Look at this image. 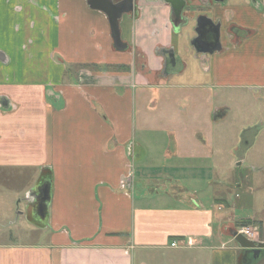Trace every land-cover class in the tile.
<instances>
[{"label": "crops", "instance_id": "0c3cea01", "mask_svg": "<svg viewBox=\"0 0 264 264\" xmlns=\"http://www.w3.org/2000/svg\"><path fill=\"white\" fill-rule=\"evenodd\" d=\"M88 1L0 0V186L23 220L0 221V264H260L234 234L251 222L264 244V217L211 195L218 172L264 171L245 134L216 147L219 89L264 94V0H186L179 20L133 0L120 50ZM201 16L213 55L192 46Z\"/></svg>", "mask_w": 264, "mask_h": 264}, {"label": "rangeland", "instance_id": "374dc122", "mask_svg": "<svg viewBox=\"0 0 264 264\" xmlns=\"http://www.w3.org/2000/svg\"><path fill=\"white\" fill-rule=\"evenodd\" d=\"M57 60L60 61L58 57ZM97 65H99V68L102 69V71L110 73H122L128 71L129 69L126 66L116 67L105 64ZM67 66L69 67V72L75 77H77L78 72L83 69L81 66H75L72 64H68ZM89 69L90 71L97 70L98 67L91 66ZM217 103L222 105H231L232 112L227 119L222 121L223 123H221L219 127H216V147L219 150H233L236 148L235 145L240 142L242 134H245V142L248 141L249 146H256L258 151H264V94H261L257 91H252L251 93L239 91L237 93L235 90L222 91L219 89ZM221 111L222 110L218 111V118L223 117V112ZM258 131H261L260 135H257ZM246 165L235 167L231 171L228 170L218 172V178L216 179L215 185L212 187V201L216 198H219V200H223L220 201L223 206H227L224 202H228L229 205L232 206H239L242 204V201L245 200L246 204L244 206H246V212L253 214L256 213L259 218L263 219L264 171L253 172L247 168ZM235 180L242 182L241 188L236 187L237 185L234 184ZM0 196H3V199L5 200V202L3 200L0 202V221L2 218L10 219V229L7 230L14 234L20 230L19 227L15 228L16 222L23 221L21 218H18L20 211V207H18V205L22 198L19 196H14L15 199H11V197L3 193L1 186ZM252 225L251 222L248 223L247 221H241L237 222L236 228H253ZM255 231L259 234V237H257V242L261 243L262 241L260 235H262L263 229L259 228ZM6 236L0 237V241H9L11 237L8 235ZM232 246L234 245L232 244L229 247ZM136 255L135 263L140 264L141 254L137 253ZM260 264H264V260H262Z\"/></svg>", "mask_w": 264, "mask_h": 264}, {"label": "water", "instance_id": "95a60500", "mask_svg": "<svg viewBox=\"0 0 264 264\" xmlns=\"http://www.w3.org/2000/svg\"><path fill=\"white\" fill-rule=\"evenodd\" d=\"M165 1L171 5L174 19L179 20L182 12L187 6L186 0ZM215 1L222 2L223 0ZM88 4L92 10L105 14L109 22L114 46L117 50L122 49L123 42L121 40L120 22L124 15L131 13L133 10V0H121L119 2H115V0H89ZM195 33L196 37L192 41V46L198 55H213L215 52L221 50L220 26L215 25L212 20L204 16L199 17ZM169 58L173 59V54H171ZM234 238L242 249L252 251L256 255L262 253L264 244L249 240L243 236H236L235 234Z\"/></svg>", "mask_w": 264, "mask_h": 264}, {"label": "built area", "instance_id": "2783aa9c", "mask_svg": "<svg viewBox=\"0 0 264 264\" xmlns=\"http://www.w3.org/2000/svg\"><path fill=\"white\" fill-rule=\"evenodd\" d=\"M236 236H243L249 240L256 241L257 242V233L255 229L250 227H239L235 231ZM179 241L172 242L171 247L176 248L179 245Z\"/></svg>", "mask_w": 264, "mask_h": 264}, {"label": "flooded vegetation", "instance_id": "af4514ba", "mask_svg": "<svg viewBox=\"0 0 264 264\" xmlns=\"http://www.w3.org/2000/svg\"><path fill=\"white\" fill-rule=\"evenodd\" d=\"M117 2L121 1V0H116Z\"/></svg>", "mask_w": 264, "mask_h": 264}, {"label": "trees", "instance_id": "16d2710c", "mask_svg": "<svg viewBox=\"0 0 264 264\" xmlns=\"http://www.w3.org/2000/svg\"><path fill=\"white\" fill-rule=\"evenodd\" d=\"M249 223V222H248Z\"/></svg>", "mask_w": 264, "mask_h": 264}]
</instances>
